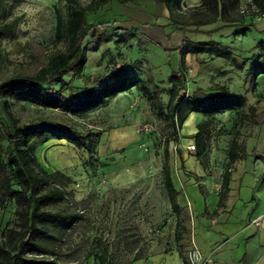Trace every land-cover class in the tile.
Segmentation results:
<instances>
[{"label": "rangeland", "instance_id": "1", "mask_svg": "<svg viewBox=\"0 0 264 264\" xmlns=\"http://www.w3.org/2000/svg\"><path fill=\"white\" fill-rule=\"evenodd\" d=\"M89 1L79 0L82 5ZM200 2L183 0L179 12L184 21L197 14ZM249 3L250 0H240L239 12L244 14L240 23L207 35L205 31L218 27L222 21L176 27L169 22L164 5L154 0L125 4L112 0L86 14L87 22L96 25L95 36L83 41L87 59L80 71L64 75L75 93L99 83L110 74L114 63L126 65L132 76L143 79L154 102L165 107L171 86L170 70L179 66L178 49L184 40L220 42L232 51L238 63L246 59L245 65L238 68L231 59L210 53L187 54L186 90L192 92L200 87L210 91L226 85L243 93L246 101L240 112L227 110L213 117L200 156L195 155L194 134L206 116L191 113L175 138L167 119L135 87L83 116H70L23 101L13 104L20 122L48 118L74 126L82 134H93L94 153L66 139H49L35 148L36 157L46 170L59 169L70 177L64 186L66 199L49 206L78 216L64 232L51 226L53 237L48 243L62 264H95L99 253L105 254L109 264H180L175 259L178 242L187 258L188 249L196 247L192 233L202 219L204 205L209 209L216 206V183H220L235 133L246 145L243 160L254 156L250 153L253 148L264 156V97L258 95L264 93V73H247L249 68L256 70L253 65L257 63L264 66L255 56L261 50L254 48L259 40L264 41V13L252 15L255 5ZM66 10L65 0H6L0 22H13L15 34L1 42L0 80L33 74L54 52L64 48L63 41H55V24L56 12L66 16ZM102 21L110 23L101 26L98 23ZM45 84L59 88V84ZM249 106H254V116ZM240 115L246 116L243 121ZM168 135L170 174L179 189L178 216L170 205L161 173L164 139ZM197 172L202 174L199 179L206 192L204 202L200 196L197 201L191 188L197 183L192 174ZM262 172L264 175V168ZM229 197L226 208H218V222L229 218ZM14 208L13 201L0 206V234L18 227ZM237 214L240 213L235 209L233 216ZM179 219L181 225L176 228ZM175 230L181 236L178 242ZM203 257L205 263L207 258Z\"/></svg>", "mask_w": 264, "mask_h": 264}, {"label": "trees", "instance_id": "2", "mask_svg": "<svg viewBox=\"0 0 264 264\" xmlns=\"http://www.w3.org/2000/svg\"><path fill=\"white\" fill-rule=\"evenodd\" d=\"M112 0H90L82 5L79 0H65L66 16L57 11L55 24V41H63L64 48L54 52L45 65L30 75H16L0 80V206L13 201L14 213L18 227L9 228L0 234V264H62L52 253L48 241L53 237L51 226L64 232L71 227L78 216L62 209L52 210L51 204L63 202L66 199L64 186L70 182V177L63 171L56 169L49 172L38 161L35 148L38 144L49 139H66L79 148H85L94 153L93 134H82L74 126L63 121L41 118L28 123L20 122L14 114L12 106L15 102L23 101L35 104L45 109L60 112L70 116L84 114L107 105L116 95L130 90L139 89L142 95L153 102L157 111L167 119L172 132L177 137V131L182 127L191 113H200L206 119L197 124L194 134L196 156H200L205 149V141L209 137V125L217 113L227 110L239 111L244 108L245 95L231 90L226 85H219L207 91L197 87L188 92L185 86V72L187 54L210 53L218 57L231 59L238 67L245 65L246 59L238 63L232 51L214 40H184L179 47V66L171 69L168 90L169 97L165 107L153 99L143 79L131 75L126 65L114 63L111 72L99 83L84 86L80 92H72L70 81L64 79L68 72H78L86 61L83 41L88 36H95L96 25L87 22L86 14L94 12ZM125 4L132 0H115ZM161 3L168 11V19L176 27L184 24L199 26L217 20L222 21L218 27L205 31L211 35L220 27L232 26L240 23L244 14L239 11L240 0H201L197 7V14L188 21L181 17L180 10L183 0H154ZM6 0H0V14ZM249 6L255 5L252 15L264 13V0H250ZM110 21H102L103 26ZM13 22H0V62L3 59L1 42L4 37L14 36ZM254 48H259L256 58L264 62V41L259 40ZM169 54V53H168ZM252 66V65H251ZM256 70L249 68L247 73H264V66L259 63L253 65ZM45 83L59 84V88L48 86ZM264 97V93H258ZM251 116H254V106H249ZM246 116L240 115L241 121ZM168 135L164 139V154L162 162L163 185L168 195L172 209L179 215L180 205L176 196L179 189L174 186L169 165ZM255 157V148L250 152ZM247 155L244 140H238V133L232 137L227 149V162L221 174L220 187L217 192L216 210L225 206L229 192V181L234 164ZM182 160V158H181ZM198 183L201 194L205 197L199 176L192 174ZM216 210L214 213H216ZM180 219L176 228L180 227ZM177 242L181 236L175 230ZM178 251L181 252V243L178 242ZM137 257H135L136 259ZM95 264H109L105 254L95 256ZM187 264V261H185Z\"/></svg>", "mask_w": 264, "mask_h": 264}, {"label": "crops", "instance_id": "3", "mask_svg": "<svg viewBox=\"0 0 264 264\" xmlns=\"http://www.w3.org/2000/svg\"><path fill=\"white\" fill-rule=\"evenodd\" d=\"M254 158L249 155L239 159L231 173L229 218L218 222L217 206L209 209L204 205L202 219L193 228V243L207 258L204 264H264V159ZM216 184L220 187L219 181ZM191 188L197 201L200 196L204 202L206 196L201 194L198 183ZM235 209L240 213L237 216H233ZM177 252L176 262L185 264L186 258Z\"/></svg>", "mask_w": 264, "mask_h": 264}, {"label": "built area", "instance_id": "4", "mask_svg": "<svg viewBox=\"0 0 264 264\" xmlns=\"http://www.w3.org/2000/svg\"><path fill=\"white\" fill-rule=\"evenodd\" d=\"M187 264H203L204 257L201 251L197 247H191L187 251Z\"/></svg>", "mask_w": 264, "mask_h": 264}]
</instances>
